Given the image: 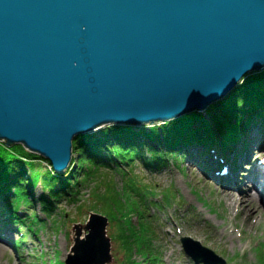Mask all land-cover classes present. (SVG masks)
<instances>
[{"label":"water","instance_id":"95a60500","mask_svg":"<svg viewBox=\"0 0 264 264\" xmlns=\"http://www.w3.org/2000/svg\"><path fill=\"white\" fill-rule=\"evenodd\" d=\"M263 70L264 0H0V142L63 173L75 138L194 117ZM107 225H76L66 264H109Z\"/></svg>","mask_w":264,"mask_h":264},{"label":"rangeland","instance_id":"374dc122","mask_svg":"<svg viewBox=\"0 0 264 264\" xmlns=\"http://www.w3.org/2000/svg\"><path fill=\"white\" fill-rule=\"evenodd\" d=\"M254 157L257 164L253 161V166L258 167L264 158V148ZM135 164L133 167L121 165V168L114 165V169L102 167L89 178L80 172L81 185L76 197L55 200L50 216L44 214L45 207L39 201L44 194L43 186L37 187L34 205L24 204L21 209H29V216L36 213L45 226L35 227L37 235L28 232L21 248L8 244L9 248L2 250L1 245L5 243H0V264H56L58 261L65 264L75 243L76 225L84 227L92 212L108 219L112 256L109 264H127L129 251L125 240L129 236L141 238L146 230L150 237H155L154 249L160 253L163 264H194L183 249L184 237L199 241L226 264H264V211L256 202L248 207L244 193L236 194L235 189L228 192L226 188L227 194L241 199L239 204L231 206L220 193L218 183L205 175L202 167L198 169L191 158L176 162L170 157L167 166L156 170H149L138 161ZM42 165L49 167L44 161ZM118 169L132 172L133 178H127ZM219 170L223 171L221 167ZM15 225L21 226L23 232L29 231L30 225ZM1 231L14 241L21 238L10 223ZM134 258L141 259L140 255Z\"/></svg>","mask_w":264,"mask_h":264},{"label":"trees","instance_id":"16d2710c","mask_svg":"<svg viewBox=\"0 0 264 264\" xmlns=\"http://www.w3.org/2000/svg\"><path fill=\"white\" fill-rule=\"evenodd\" d=\"M257 125L264 129V70L251 74L230 96L211 106L207 114L145 129L105 127L77 137L75 158L65 174L57 173L49 161L27 152L21 145L7 147L0 142V198L4 200V208L17 219L20 206L33 204L29 192L41 185L44 194L39 201L50 216L55 200L76 197L81 185L80 172L89 178L102 167L114 169V165L121 168L125 164L133 167L136 161L156 170L166 166L170 157L176 160L185 157L184 147L190 145L226 152ZM42 161L49 167L42 165ZM35 219L37 224L41 223L39 218ZM125 244L129 251L127 264H163L148 230L141 238L129 236ZM136 255L141 259H135Z\"/></svg>","mask_w":264,"mask_h":264},{"label":"bare ground","instance_id":"6f19581e","mask_svg":"<svg viewBox=\"0 0 264 264\" xmlns=\"http://www.w3.org/2000/svg\"><path fill=\"white\" fill-rule=\"evenodd\" d=\"M259 129L257 130L255 137L258 138ZM243 146L247 147V144H243ZM264 144H261L260 140H251V145L249 147V151L245 153L243 156L242 151L243 149L239 150L241 152L237 153L235 151L232 152L231 157L227 158L230 160L233 164V167L227 176H219L217 173L214 174V172H218L220 167V162L215 159V157H210L209 155H205L203 157L198 150L191 149L190 151V157L192 159V162L198 169H200L198 166H201L202 164H207L208 170L210 174H207V176L210 179H213L215 183H218V189L220 190V193L223 196H226L229 202L231 203V206L235 204H239L241 202V199L236 198L233 195L227 194V191L225 189H235V193H244L245 196V205L252 204V202H256L258 207H260L264 211V193L262 194L261 198L257 196L255 193L256 191L261 190L264 191L263 186H261V180L264 178V172L260 167L253 166L250 164V161L252 158L258 154L260 151H262ZM184 148H188V146H185ZM201 149V148H199ZM260 171V172H259ZM247 183H249V187H247ZM233 191V190H228ZM9 234H6L3 236V238L6 237V239L9 238ZM0 241L3 242L2 237H0ZM8 243V242H7ZM7 244L1 245V249L4 250L7 246Z\"/></svg>","mask_w":264,"mask_h":264}]
</instances>
